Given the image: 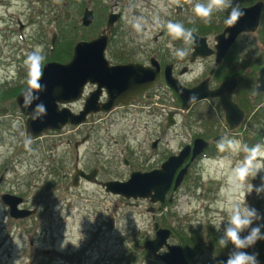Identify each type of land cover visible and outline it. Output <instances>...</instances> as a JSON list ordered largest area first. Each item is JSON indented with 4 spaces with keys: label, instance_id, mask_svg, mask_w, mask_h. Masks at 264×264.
<instances>
[{
    "label": "rangeland",
    "instance_id": "374dc122",
    "mask_svg": "<svg viewBox=\"0 0 264 264\" xmlns=\"http://www.w3.org/2000/svg\"><path fill=\"white\" fill-rule=\"evenodd\" d=\"M254 1L233 0V4L241 7ZM261 1L263 5L256 30L236 39L212 80L216 83L228 74L239 75L231 98L239 102L244 116L235 132L224 133L223 137L239 140L249 147L264 145V105L262 99L252 93L257 69L264 65V0ZM163 2L165 6L162 7L161 0L129 1L139 11L132 20L136 22L139 18L141 23L144 20L146 33L151 36L159 30L167 35L166 28L154 23L155 17L162 22H182L186 28L200 29L194 33L205 36L209 45L213 36L224 27L230 11L214 12L208 23L197 20L191 24L188 20L192 16V5L188 0H179L173 7H167V0ZM130 8L124 9L122 22L125 24L131 20L128 16ZM68 9L62 0H31V3L22 0L5 8L0 3V105L7 108L0 116V169L7 167L5 177L10 185L12 181L17 182L14 191L24 198L22 206L33 210L19 223L7 221L8 216L0 203V264H163L141 248H133V242L136 240L140 245L143 240L152 238L153 221L160 227H172L173 235L167 241L178 245V237L183 234L192 238L194 231L202 232V236L208 228L216 231L215 226L227 218L225 188L228 172L245 154L231 149L222 152L217 147L212 149L206 157L190 165L181 184L166 194L165 199L170 197V200H165L161 206L153 205V212L147 211L149 204L144 199L127 200L83 181L77 187L71 186L69 176L75 156L72 142L78 141L86 132L89 134L87 140L77 148L79 166L83 169L96 167L101 181H121L130 171L158 166L190 137L210 140L216 134H223L224 121L222 110L213 100L192 106L185 118H179L176 126L156 128L149 117H143L132 129L134 125L126 115L116 112L86 119L77 127L64 126L56 131H43L37 138H26L25 116L14 102L15 95L25 86L23 61L37 46H42L45 60H68L65 50L70 51L74 42L82 37L77 29L65 32L63 12ZM30 17L33 23L27 25L21 35L17 33L15 19L27 24ZM75 18L74 14L68 21L70 26ZM146 21L150 23L146 24ZM7 26L13 33L5 35ZM52 33H55V41L53 51L49 53L46 45ZM181 48L186 50L187 45L183 44ZM211 65L208 61L182 64L188 72L183 80L188 84L201 79ZM171 107L174 106L165 104L166 109ZM144 121L147 124L143 128ZM155 137L160 141L154 152L149 148V142ZM123 159L127 160L126 164ZM250 182L259 185L260 176ZM10 185L4 186L13 189ZM239 201L243 203V195L239 196ZM245 202L264 216V192L247 194ZM259 223L264 224V220ZM201 242L207 243L204 238ZM257 242L263 245L261 252L264 254V240ZM192 249L196 256L191 264H217L213 262L216 255L204 247L200 252Z\"/></svg>",
    "mask_w": 264,
    "mask_h": 264
},
{
    "label": "water",
    "instance_id": "95a60500",
    "mask_svg": "<svg viewBox=\"0 0 264 264\" xmlns=\"http://www.w3.org/2000/svg\"><path fill=\"white\" fill-rule=\"evenodd\" d=\"M261 6L262 2L256 1L251 5L240 7L244 15L232 27L225 24L222 30L213 36L212 47L207 44L205 36L193 33L195 44H189L190 52L180 60L192 62L195 57L204 58L213 55L214 61L219 62L240 33L255 31L259 22ZM176 10H179V7H176ZM84 23L87 24L88 20L85 19ZM104 45L105 38L101 36L89 41L79 40L72 47L69 61L65 63L45 62L43 64V76L40 80L43 90L37 93L39 99L35 100L30 107H22V91L24 88L19 91L15 96V105L19 112L26 116L24 123L26 136L35 138L43 131L59 130L67 124L79 125L86 119L87 115L109 111L119 102L126 103L129 92L133 88H135L133 92H137L151 85L153 79L151 73L147 77L148 70L146 68L132 64L108 65L103 56ZM168 75V66H166V83L179 97L182 112H185L194 103L190 102L192 96L197 97L196 101L216 97L219 100L223 118L228 128L232 130L239 125L244 113L231 100V92L236 85L235 78L227 79L217 87L209 89L206 79L187 88L177 80L170 79ZM86 83L95 84L96 88L89 92L83 99L81 108L74 113L66 104L80 99ZM101 87L105 89L107 95V99L102 103L97 100ZM258 93H262L264 96V65L258 69L254 81L253 94L257 95ZM37 104H43L46 107V114L42 115L40 119H30L29 113L33 111ZM5 112L6 108L1 106L0 115ZM170 117L168 112L166 126L173 123ZM83 141L82 138L80 143ZM76 145L77 143H74L75 147ZM206 145L207 143L201 138H195L191 148L185 145L177 154L170 155L163 160L157 168L149 171H132L128 174L127 179L123 181H97L95 179L96 169L85 173L75 166L73 173L70 175L71 186L77 187L80 177L87 182L97 184L104 192L119 195L124 199H145L150 205L156 203L162 205L167 191L170 188L175 190L179 186L188 164L182 167L180 165L189 154V151V160L191 161ZM10 198V200L5 198V201L11 217L21 218L33 213V210L16 208L17 203L20 201L19 197ZM13 198H16V200ZM147 211L152 212L153 207L149 206ZM153 229V237L144 240L140 245L141 249L147 251L149 255L160 260L163 264H191L187 259H192L195 252L189 246H185L182 250L178 245L169 244L167 242L170 235L168 228L157 227V223H153ZM137 245V241H134L133 248H136ZM162 248L165 249V252L159 253ZM226 257L227 255H218L213 259L215 263L221 264V261L225 260ZM258 264L264 263L258 262Z\"/></svg>",
    "mask_w": 264,
    "mask_h": 264
},
{
    "label": "flooded vegetation",
    "instance_id": "af4514ba",
    "mask_svg": "<svg viewBox=\"0 0 264 264\" xmlns=\"http://www.w3.org/2000/svg\"><path fill=\"white\" fill-rule=\"evenodd\" d=\"M26 1L31 3V0H26ZM129 1H132L135 3L136 1H141V0H65V1H62V3L65 6L69 7L68 10L63 12V18L65 19V32H67V30L70 31L71 29H77L81 32V35H82V37L78 40H84V41L92 40L96 38L97 36L104 37L105 45L103 49V55L108 65L110 66L127 65V64L137 65L141 68H144V69L146 68L148 70L147 77L151 73V77L153 79L151 81V85H149L148 87L144 88L141 91L133 92V90L135 89L133 88L132 91L129 92V97L127 99L128 101L126 103L119 102L115 107H113L109 111L97 112L92 115H87L86 119L91 120L95 116H100V115L106 116V115H109L110 113L119 112L121 115H126L127 120L130 121L134 125L132 129L136 127V121L140 120L143 117H146V118L149 117L151 119V122L156 126V128H159L161 126L167 127L166 122H167L168 112L170 113V116H171L170 118L173 122L171 126H176L177 123L179 122V118H185L190 108L199 102H203V101L211 102L213 100H216L218 103V106L220 107L218 98L211 97V98H206V99L197 101L191 104V106L186 112H181L180 111L181 102H180L179 97L166 83L165 67L168 66V74H169L168 76L170 79L177 80L178 82H180L183 86L187 88H190L196 85L199 81L203 79L207 80V86L209 89H213L217 87L221 82L227 79H230V78H235L236 84H237L239 80L238 74L237 75L228 74L226 76H223L219 80L217 79L216 83H214L212 80H213V76L217 74V71L219 70L220 65L222 64L224 59L231 52V49L234 46L236 39L243 34L252 33V32L240 33L236 37L234 43L226 51L225 55L217 63L214 61L213 55H210L204 58L196 57L194 58L192 62H188L187 60L181 61L180 60L181 58H178V57L175 58V55H173L172 50L167 47V44L171 38L165 33H163L161 30H159V32L156 34H152L151 36L149 33H146V28L144 26L145 21L143 20L142 32L141 33L135 32V29L132 26L135 23V21H133L132 19L135 15L137 14L139 15V11L136 9V7L133 4L131 3L129 4ZM256 1H261V0H256ZM16 2L21 3L22 0H0V3H2L4 8L8 6H13L16 4ZM251 4H246V5H243L242 7H245ZM130 6H131L130 8L131 13H129L128 11V16L131 20L129 24H125V22H122L124 9H126L127 11L128 7ZM74 14L76 15V18L71 21L72 25L70 26L68 21L71 20V17ZM85 19L88 20L87 24L84 23ZM28 20L29 22L27 24L26 23L23 24L20 22L19 19H15V22H14L15 31L21 35V33H23V30L27 27V25H31L33 23L32 17H30ZM149 23H150L149 21H146V24H149ZM4 31H5L4 32L5 35L7 32H9L10 34L13 33L12 31L9 30V26H7V28L4 29ZM51 39H52V42H51ZM54 41H55V33H52L50 36L48 45H46V50L49 53L53 51ZM173 44L176 48H181L182 45L186 43L181 40H177V41H173ZM186 45H187L186 51L188 53L190 50V46L189 44H186ZM2 46L5 47L4 44H2ZM66 46L67 45L65 44V47ZM71 54H72V48L70 49V51L67 48L65 50V55L68 57V60L70 59ZM171 55L174 57H172ZM47 61L49 60H45L44 62H47ZM203 61L212 62V65L208 69L207 75L202 77L199 80H196L195 82H191L187 84L183 80V77L188 72L186 71V68L182 67V64H185V63L195 64V63H199ZM255 78H254V81H255ZM135 86H136V82H135ZM95 88H96L95 84L86 83L83 87L80 99L75 102H71L67 104V106L71 109V111L77 112L82 105L83 99L89 94V92H91ZM253 88H254V85H253ZM232 92H231V96H232ZM254 96H258L260 99H262V104L264 105V96L262 93H258L257 95H254ZM106 99H107L106 91L103 87H101L98 92L97 100L100 103H102ZM231 100L235 102L238 107H240L239 102H237L236 100H233V98H231ZM166 103L171 104L174 107H171V109H166L165 108ZM257 110L259 111L260 108H257ZM223 121H224V118H223ZM84 123L85 121L80 125H83ZM146 124H147V121H144L143 128L146 126ZM68 126H71V125H65V127H68ZM74 127H77V126H74ZM222 127H223V134H216L215 136L211 137L210 140H205L199 136H193V137H190V139L187 142L182 143V145H180L177 148L175 153H177L185 145H188L189 148H191L193 140L195 138H201L207 143V145L191 161L189 160L190 158V151H189V154L184 159L181 166L188 164L187 166V170H188L190 165L195 160L201 157H206L209 151H212V149H216L217 142L224 136V133L231 134L235 132V129L229 130L225 121ZM88 136L89 134L86 132L78 140V142L82 138L84 139V142H85ZM26 138H30V137H26ZM159 141H160V138L155 137L153 140L149 142V148L155 152L154 149L158 146ZM75 142L77 141L72 142V146L75 151L73 165L77 164V166H79L80 165L78 162L79 157L77 155L78 147L76 146L77 147L76 148L74 146ZM175 153H170L169 155L175 154ZM155 155L157 154L155 153ZM147 160L148 158H146V161ZM14 161L15 160L13 159L12 162L14 163ZM126 162L127 160L123 159V163L126 164ZM155 166L157 167V165ZM155 166L151 167L150 169L156 168ZM81 169L84 170L85 172H88L91 170V169H83V168ZM92 169H97V168L93 167ZM7 170L8 169L6 166H2L0 169V203L3 205L4 214L8 216L6 217L7 221L12 220L13 222L19 223V221H21L23 218H13L9 215V209L5 201V198L10 200L11 199L10 197H19L20 201L17 203L16 207L18 209H26L25 207L22 206L24 203V198H22L20 194L14 191V189H16L17 182L12 181L10 185V183L7 181L5 177V172ZM10 170L14 171L15 169L11 168ZM143 171H147V170H143ZM97 174H98V170L96 172V179L100 181L97 177ZM7 184H9L10 186H13V189L12 187H10V189L6 188L4 185H7ZM4 195H8L9 197L8 196L4 197ZM13 199L16 200V198H13ZM152 220H153V216H152ZM154 222L155 221H153L152 224ZM2 226L4 227V224H2ZM169 229L171 231L170 233V237H171L173 235V228L170 227ZM184 246L182 248H184ZM162 252H164V250Z\"/></svg>",
    "mask_w": 264,
    "mask_h": 264
},
{
    "label": "clouds",
    "instance_id": "9594fccd",
    "mask_svg": "<svg viewBox=\"0 0 264 264\" xmlns=\"http://www.w3.org/2000/svg\"><path fill=\"white\" fill-rule=\"evenodd\" d=\"M192 5V16L188 23L195 24L197 20L208 23L214 12H223L230 9L224 23L232 27L244 15L238 5L233 4V0H188ZM179 0H167V7L178 5ZM161 6H165L161 0ZM154 23L167 30V35L171 38L167 47L172 50L173 55L178 58H185L188 53L184 48H176L173 41L181 40L186 44H195L194 29H189L182 22H162L159 17L154 18ZM136 31H142L143 24L137 18L132 25ZM45 55L42 46H37L33 51L26 54L23 61L26 75L23 81L25 87L22 91V107H30L35 100H38V92L43 90L40 80L43 76V62ZM196 96L190 97V102H195ZM46 114V107L37 104L29 118L36 120ZM217 148L221 151L231 149L236 152H243L245 155L234 167H231L226 180L225 192L227 194V218L221 219L215 226V230L220 233L217 243L221 249H229L225 260L221 264H258L257 254H249L245 249L253 247L257 241L264 240V224L259 221L264 220L255 208L247 206L245 197L255 191L257 194L264 192V145L257 144L249 147L236 139L222 137L217 142ZM260 176L261 183L254 185L250 181ZM244 196V201H239V196ZM255 224V226H253ZM247 232V235H242ZM19 241V239H17ZM17 243V242H16ZM20 244V241H19ZM18 244V245H19Z\"/></svg>",
    "mask_w": 264,
    "mask_h": 264
},
{
    "label": "trees",
    "instance_id": "16d2710c",
    "mask_svg": "<svg viewBox=\"0 0 264 264\" xmlns=\"http://www.w3.org/2000/svg\"><path fill=\"white\" fill-rule=\"evenodd\" d=\"M188 28L192 29L191 27H188ZM198 28H196V29H198ZM199 30L200 29H198L197 31H199ZM197 31H194V32L198 33ZM54 60H56V59H54ZM58 60H60V59H58ZM220 152H222V151L220 150ZM219 235L220 234L217 231H214V230L208 228L206 230V232H204V236H202V232L199 233L197 231H194V233L192 234V238L183 234V236L178 237V243L181 246L187 244L188 246H191L192 248H194L197 252H200L201 247H204L210 253H213L216 256L217 255H227L229 249H221L217 243ZM201 238L206 239L207 243L205 244L204 242H201ZM262 247H263V245L261 244V242L260 243L256 242V244L253 247L245 249V251H247L249 254H253V253L257 254V260L264 262V254L261 252Z\"/></svg>",
    "mask_w": 264,
    "mask_h": 264
}]
</instances>
